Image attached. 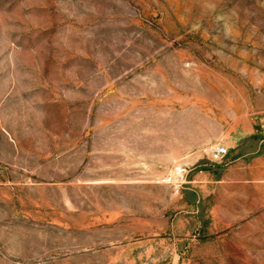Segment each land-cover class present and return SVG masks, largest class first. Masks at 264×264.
Returning a JSON list of instances; mask_svg holds the SVG:
<instances>
[{
    "label": "rangeland",
    "instance_id": "rangeland-1",
    "mask_svg": "<svg viewBox=\"0 0 264 264\" xmlns=\"http://www.w3.org/2000/svg\"><path fill=\"white\" fill-rule=\"evenodd\" d=\"M0 264H264V0H0Z\"/></svg>",
    "mask_w": 264,
    "mask_h": 264
},
{
    "label": "built area",
    "instance_id": "built-area-1",
    "mask_svg": "<svg viewBox=\"0 0 264 264\" xmlns=\"http://www.w3.org/2000/svg\"><path fill=\"white\" fill-rule=\"evenodd\" d=\"M226 154H227L226 149L223 146L218 145L214 147V149H212L210 154V159L213 162H219Z\"/></svg>",
    "mask_w": 264,
    "mask_h": 264
}]
</instances>
